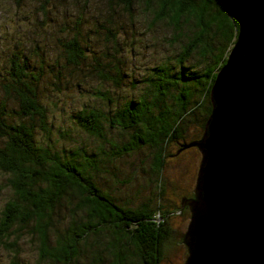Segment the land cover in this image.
Masks as SVG:
<instances>
[{"label": "rangeland", "instance_id": "obj_1", "mask_svg": "<svg viewBox=\"0 0 264 264\" xmlns=\"http://www.w3.org/2000/svg\"><path fill=\"white\" fill-rule=\"evenodd\" d=\"M220 1L224 5V1ZM142 2L135 0L126 10L115 0H0V103L4 102L7 119L11 122L21 119L16 114L17 101L11 91L14 82L8 74L9 58L17 55L20 65L29 73L28 78L31 74L35 76L31 84L38 103L45 107L48 131L42 132L35 127V143L79 161L94 153L97 166L94 178L117 203L129 207L145 203L149 207L158 205L159 212L171 211L165 220L169 234L163 243L158 264H184L187 242H190L188 227L198 213V206L192 201L183 205L182 202L185 198L197 199L202 151L197 146L180 148L176 141L202 139L208 118L203 109L183 116L179 136L167 140L162 146L159 170L151 166L154 147L144 144L137 151L121 154L117 149L127 138L122 130L104 131V138L98 139L86 134L75 121V114L81 109L94 108L111 114L146 91H149L146 99L150 100L156 78L152 68L161 64L168 66V71L174 74L179 67L176 65L177 42H183L182 37H177L174 42L172 30L166 23L151 24L150 12ZM258 19L262 20L261 17ZM257 35L259 38L261 33ZM73 36L85 49L80 66L66 63L60 47V42ZM199 58L194 51L182 65L181 77H185L186 82L181 84L177 72L174 74L175 85L169 81L171 85L162 97L165 106L172 110L177 107L174 97L178 96L182 86H187L191 93L188 107L195 106L200 99V88L190 79L193 73L201 72L203 63ZM95 59L100 66L104 65L111 71L113 66L118 67L121 82L115 85L93 76L89 71ZM4 86L8 87L7 91ZM96 91H106L111 102L97 97ZM9 176V173L0 171V210L5 201L13 198L6 186ZM57 212L62 217V211L54 213V217L60 220ZM28 226L16 231L20 232L16 240L15 231L9 234L6 241H13L14 246L0 244V264H9L10 261L55 264L39 257L36 236L30 232L32 225ZM54 237L51 231L50 245ZM93 238L100 249L108 240L101 234ZM88 261V257H82L77 264H89ZM110 261L102 257L101 264H109Z\"/></svg>", "mask_w": 264, "mask_h": 264}, {"label": "trees", "instance_id": "obj_2", "mask_svg": "<svg viewBox=\"0 0 264 264\" xmlns=\"http://www.w3.org/2000/svg\"><path fill=\"white\" fill-rule=\"evenodd\" d=\"M115 1L129 10L135 0ZM140 1L150 12L151 24L166 23L172 30L174 42L182 37L184 43L177 42L176 65L179 67L175 70L181 84L186 82V78L181 77L184 62L194 51L200 57L201 72L190 76L200 88V99L195 106L188 107L191 93L187 86H182L174 97L177 107L172 110L165 106L162 97L171 85L169 81L174 85L176 81L175 73L160 64L152 68L156 78L150 100L146 99L149 91H144L138 99L127 102L111 114L94 108L81 109L75 114V121L86 134L98 139L104 138V131L122 130L127 138L117 149L121 154L137 151L144 144L154 147L151 166L159 170L162 146L179 136L183 116L193 115L194 110L200 108L209 115L210 86L235 39L237 23L220 0ZM60 47L66 63L81 65L85 49L75 36L60 42ZM19 58L17 55L9 58L8 74L14 82L11 91L17 101L16 114L21 119L15 122L7 119L4 102L0 103V171L9 173L6 186L13 196L0 210V244L12 247L13 241H6L9 234L30 224V232L37 239L39 257L55 264H77L82 257H88L89 264H101L102 257L109 258V264H158L169 234L165 220L171 211L159 212L158 205L149 207L145 203L137 207L117 203L94 178L97 167L94 153L79 161L35 143V127L42 132L48 131L45 107L38 103L31 84L35 76L31 74L28 78L29 73L20 65ZM99 64L95 59L89 71L93 76L115 85L121 82L118 67L113 66L111 71ZM4 89L7 91L8 87ZM95 94L111 102L106 91ZM176 143L181 148L189 142L181 139ZM57 210L62 211V217L57 212L60 220L54 217ZM51 231L55 237L50 245ZM19 234L16 232L14 240ZM100 234L108 237L103 249L93 238ZM9 264L20 263L10 261Z\"/></svg>", "mask_w": 264, "mask_h": 264}, {"label": "water", "instance_id": "obj_3", "mask_svg": "<svg viewBox=\"0 0 264 264\" xmlns=\"http://www.w3.org/2000/svg\"><path fill=\"white\" fill-rule=\"evenodd\" d=\"M223 1L237 33L210 86L202 139L181 147L202 151L197 199L182 202L198 206L184 264H264V10Z\"/></svg>", "mask_w": 264, "mask_h": 264}, {"label": "bare ground", "instance_id": "obj_4", "mask_svg": "<svg viewBox=\"0 0 264 264\" xmlns=\"http://www.w3.org/2000/svg\"><path fill=\"white\" fill-rule=\"evenodd\" d=\"M254 1V0H253ZM255 4L259 5L258 10L259 12L263 13L264 10V0H255ZM259 232V231H258Z\"/></svg>", "mask_w": 264, "mask_h": 264}]
</instances>
